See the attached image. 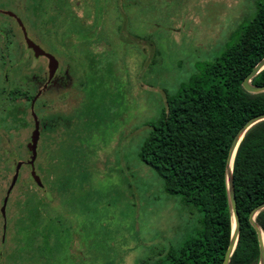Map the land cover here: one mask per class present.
Masks as SVG:
<instances>
[{
    "label": "rangeland",
    "instance_id": "1",
    "mask_svg": "<svg viewBox=\"0 0 264 264\" xmlns=\"http://www.w3.org/2000/svg\"><path fill=\"white\" fill-rule=\"evenodd\" d=\"M39 1L30 14L22 7L36 0H0V8L29 35H46L67 79L49 89L46 108L42 96L32 108L40 185L27 165L28 110L26 126L0 128V264H160L197 228L198 213L164 190L138 151L165 99L234 40L254 0ZM9 34L21 40L0 13V45ZM12 46L0 80L5 67L13 84L28 72ZM35 210L43 220L30 224Z\"/></svg>",
    "mask_w": 264,
    "mask_h": 264
},
{
    "label": "trees",
    "instance_id": "2",
    "mask_svg": "<svg viewBox=\"0 0 264 264\" xmlns=\"http://www.w3.org/2000/svg\"><path fill=\"white\" fill-rule=\"evenodd\" d=\"M231 37L234 40L218 56L165 99L138 151L139 158L161 178L164 190L179 195L198 213L197 228L160 264L222 263L231 231L227 151L239 128L264 113V91L251 93L241 86L264 56V0H254L250 16L243 17ZM250 83L264 85V68ZM231 178L238 233L227 264H257L258 241L248 214L264 202V119L241 136ZM40 220L39 211H33L30 224ZM254 221L264 235V209Z\"/></svg>",
    "mask_w": 264,
    "mask_h": 264
},
{
    "label": "flooded vegetation",
    "instance_id": "3",
    "mask_svg": "<svg viewBox=\"0 0 264 264\" xmlns=\"http://www.w3.org/2000/svg\"><path fill=\"white\" fill-rule=\"evenodd\" d=\"M35 3V5L26 3L22 7V10L30 14L34 9L37 8L36 6L40 4V1L36 0ZM0 13L9 16L15 21L19 27L21 35V40L15 39V36L11 34L3 37V41L0 45V66H5L4 62L6 60L5 53L2 51H7L10 46L13 45L11 48L17 52L14 46L17 45L19 48V54L17 53L15 61L18 65H20V67H24L28 72H26L27 75H25V77L20 78L19 81L14 80L16 83L12 84L7 77L6 68H3L4 73L2 75V79L0 80V100L4 98L8 102L3 105L2 108H0V128L6 132H10L11 130H15L17 127L26 126L27 119L25 114L28 110L32 120L33 129V105L37 103L38 97L42 96L41 105L46 108L47 92H49L50 88L63 87L65 85L64 81L67 79V72L64 70L61 75L59 74L57 59L47 47L46 35H29L21 18L17 14L12 13L8 9L1 8ZM26 39L40 48L42 52L36 51L35 54L32 47L28 46V43H26ZM48 55H51V62L53 63V68L51 71L50 58ZM35 120L37 121L38 128L37 117H35ZM1 135L2 132H0V136ZM14 150L15 148L10 147L9 152H14ZM27 165L30 167L28 163Z\"/></svg>",
    "mask_w": 264,
    "mask_h": 264
},
{
    "label": "water",
    "instance_id": "4",
    "mask_svg": "<svg viewBox=\"0 0 264 264\" xmlns=\"http://www.w3.org/2000/svg\"><path fill=\"white\" fill-rule=\"evenodd\" d=\"M26 43H28V46L32 47L35 54H36V51L42 52L40 48L32 44L28 39H26ZM48 57L50 58V71H51L53 68V63L51 62V55H48ZM263 68H264V56L255 63V65L251 68V70L242 79L241 86L245 91L251 92V93L264 91V85H253L250 83V79ZM263 119H264V113L254 115L253 117L249 118L236 132V134L234 135L230 143L228 151H227V156H226V161H225V185H226V193H227V199H228L230 215H231V231H230V237H229L221 264H227L229 255L234 248L237 233H238V215H237L236 207H235V199H234V193H233V188H232V178H231V165L229 166V161L231 159V163H232V159L234 156L236 146L241 136L246 131V129L249 128L252 124L260 120H263ZM37 137H38L37 121L35 120V117H34V128L30 135V156L28 158L27 163L30 165L31 177L33 178V180L36 182L37 185H40V181L33 169V161L35 158V146H36ZM20 164H21L20 162H16L14 166V173L10 179V183L6 190V194L8 193L9 189L12 187L13 183L15 182ZM5 201H6V196H4L2 199V206L0 209L2 215H4ZM262 209H264V202L255 206L253 209H251V211L248 214V220L256 232V237L258 241L259 254H258L257 264H264V247H263V242H262V237H261L263 233L258 227V225L256 224V222L254 221V216L256 215L258 211Z\"/></svg>",
    "mask_w": 264,
    "mask_h": 264
},
{
    "label": "bare ground",
    "instance_id": "5",
    "mask_svg": "<svg viewBox=\"0 0 264 264\" xmlns=\"http://www.w3.org/2000/svg\"><path fill=\"white\" fill-rule=\"evenodd\" d=\"M231 165V159H230V161H229V166ZM261 237H262V242H263V247H264V237H263V235H261Z\"/></svg>",
    "mask_w": 264,
    "mask_h": 264
}]
</instances>
